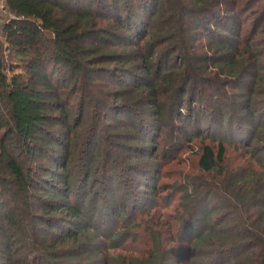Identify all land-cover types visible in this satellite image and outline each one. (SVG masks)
<instances>
[{
    "label": "trees",
    "instance_id": "trees-1",
    "mask_svg": "<svg viewBox=\"0 0 264 264\" xmlns=\"http://www.w3.org/2000/svg\"><path fill=\"white\" fill-rule=\"evenodd\" d=\"M5 6L6 38L29 57L8 76L0 41V264H264V0ZM196 110L214 132L197 143L178 206L155 211L164 188L147 186L144 231L126 218L107 245L88 190L99 163L119 147L129 163L149 160L137 175H157L178 137L193 143ZM249 128L250 161L232 167L231 137ZM134 234L147 237L141 258L112 251Z\"/></svg>",
    "mask_w": 264,
    "mask_h": 264
},
{
    "label": "rangeland",
    "instance_id": "rangeland-1",
    "mask_svg": "<svg viewBox=\"0 0 264 264\" xmlns=\"http://www.w3.org/2000/svg\"><path fill=\"white\" fill-rule=\"evenodd\" d=\"M10 17L11 15L8 11L2 12L0 10V41L3 45L2 50L6 65L5 72L8 76H12L14 73H24V60H27L29 57L27 55L18 56L15 48L12 47L11 43L6 38L4 24L5 20H8ZM45 36L52 39L53 34L51 32H45ZM197 111L198 110H196L191 123L189 122V125L187 124L188 131H185L186 135H190L191 133L196 135L193 139V143L188 144L187 141H184L185 139L178 137L181 140V145L166 150V156L170 157H165L159 162L158 173L157 175L154 174L150 177L152 180L147 176L137 175V173H139L137 170L138 167L149 169V160L145 158L144 160L140 159V161L135 160L129 163V161L123 159L128 158L126 151L121 150L119 147H116L113 150L115 151L118 149L120 154L116 160H110L108 163H99L100 168L96 169L95 173L92 175L93 178L89 180L88 190H90V188L93 189L89 193V199H92L96 206L93 222L99 226V230L103 237H101V239H104L107 245H109V239L105 237V235H110L108 232L109 228L112 231L121 228V226L125 224L123 221L126 220V218H129V222L133 221L135 225L141 223L140 229L144 231V218H146V214L150 209V201L148 199V193H146L147 186L155 183L157 186L164 188V191L153 199L156 204L154 207L155 211H167L170 213L176 206H178L179 195L181 194L178 190L183 186L185 175L187 173H198V170L195 168L196 160L198 158L196 153L197 143L202 136H206L207 133L212 135L214 132L210 128L209 113L206 112V114L204 113L201 116L200 112L197 113ZM196 121H203L204 123L200 126ZM213 128L214 126L212 129ZM83 130L86 131V129ZM251 130L252 129L249 128L246 134L238 139L236 136L231 137L232 143L230 146L231 149L229 150L230 160L228 161L232 167L238 168L247 161H250L242 150V145L246 146V142L250 140ZM85 131H74L72 134L73 137L78 134V137L74 138L73 141L76 145L80 143V148L88 137V133L85 135ZM222 134H226V130L223 131ZM79 135L82 137H79ZM241 139H243L244 142H242ZM127 140H131V138H128ZM125 143L126 141H121L118 145H124ZM233 143L234 145L237 144V150H233L235 147ZM159 148L160 149H157V151L152 149V154H156V152L160 153L161 150L165 149V145L162 144ZM105 152L108 153L109 158H114L111 156V150H106ZM163 152L164 151L161 153ZM131 169H133V171H131ZM141 194H143V196ZM123 206H125V209L120 210ZM118 210L121 212V215ZM157 222L158 220L156 218L155 224H157ZM139 234L140 233L137 235ZM135 236V234L132 235L124 245L120 248L116 247L112 251L141 258L143 256L142 252L146 249L144 243L146 241L144 237L146 236H136V240L134 238Z\"/></svg>",
    "mask_w": 264,
    "mask_h": 264
},
{
    "label": "built area",
    "instance_id": "built-area-1",
    "mask_svg": "<svg viewBox=\"0 0 264 264\" xmlns=\"http://www.w3.org/2000/svg\"><path fill=\"white\" fill-rule=\"evenodd\" d=\"M0 10L3 12H7L8 10L6 9L5 6V0H0Z\"/></svg>",
    "mask_w": 264,
    "mask_h": 264
}]
</instances>
